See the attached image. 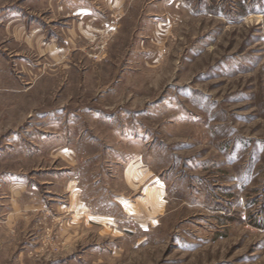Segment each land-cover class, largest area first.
Here are the masks:
<instances>
[{
  "label": "rangeland",
  "instance_id": "1",
  "mask_svg": "<svg viewBox=\"0 0 264 264\" xmlns=\"http://www.w3.org/2000/svg\"><path fill=\"white\" fill-rule=\"evenodd\" d=\"M0 264H264V0H0Z\"/></svg>",
  "mask_w": 264,
  "mask_h": 264
},
{
  "label": "crops",
  "instance_id": "2",
  "mask_svg": "<svg viewBox=\"0 0 264 264\" xmlns=\"http://www.w3.org/2000/svg\"><path fill=\"white\" fill-rule=\"evenodd\" d=\"M73 16H75V15H73ZM71 150H73V149H71ZM75 159V158H74ZM76 160V159H75ZM75 162H77V161H75Z\"/></svg>",
  "mask_w": 264,
  "mask_h": 264
}]
</instances>
